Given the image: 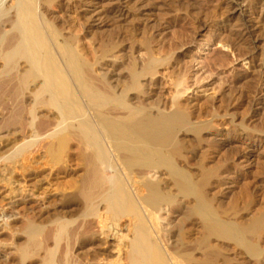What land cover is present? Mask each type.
Here are the masks:
<instances>
[{"label":"bare ground","instance_id":"1","mask_svg":"<svg viewBox=\"0 0 264 264\" xmlns=\"http://www.w3.org/2000/svg\"><path fill=\"white\" fill-rule=\"evenodd\" d=\"M136 2L79 0L92 8L89 26L104 29L99 48H88L50 19L62 0H0V192L11 238L0 264H215L201 250L219 246L264 255V210L244 223L222 218L228 211L221 217L205 192L215 171L190 165L185 141L212 127L192 109L217 115L208 100H186L180 47L160 39L168 27L150 25L141 39L124 27L131 10L149 14ZM255 8L258 17L227 30L252 52L264 37V0Z\"/></svg>","mask_w":264,"mask_h":264},{"label":"rangeland","instance_id":"2","mask_svg":"<svg viewBox=\"0 0 264 264\" xmlns=\"http://www.w3.org/2000/svg\"><path fill=\"white\" fill-rule=\"evenodd\" d=\"M136 1L133 7H142V10L149 11V14L140 20L138 16H134L137 11L131 10L134 14L124 27L130 28L139 39L147 36L149 32L152 33L150 25L159 23L165 28L168 27L160 39L163 45L168 46L173 43L180 49L183 47L177 51V55L181 56L180 61L184 68L182 76L186 77H184L186 85L192 87L191 92L186 94V100L198 106L204 105L203 102L208 100L209 108L212 107L210 110H213L211 113L214 114L215 111L217 115L215 118L217 120H212L211 116L207 117L208 120L207 118L203 120V117L199 118L197 114L200 112L198 110L200 107L195 108L199 112L192 109L195 121H209L212 127L206 131L207 134L202 139L185 141L187 151L189 149L190 165H193V168L200 165L209 166L215 171L213 178L205 187V192L208 198L215 202L214 206L221 217L228 211L222 218L232 221L235 219V222H248L264 210V45L262 43L264 37L258 39L257 46L261 49L252 52L245 47V44L243 46L233 42L227 30L239 26L246 17L259 16L260 10L254 9L255 0ZM230 6L236 8L238 12L229 14ZM89 10L92 11V8L80 4L79 0H62V8L52 9L53 12L50 11L49 16L50 19L59 21L64 26V33L77 34L88 48H99V43L102 41L100 33L102 35L104 29L100 32L89 26L90 21L87 20ZM148 23L151 24L148 26ZM218 29H223L225 32L218 36ZM222 36L224 39H221ZM164 37L168 40L166 41ZM98 72L103 73L101 70ZM165 73L162 72L165 79L163 75V80L161 79L162 85H167L164 99L171 101V97L174 96L170 86L173 78L172 74ZM210 100L213 101L212 104ZM2 151L6 152V149ZM68 178L66 180H69ZM58 182L61 181L57 180L55 184ZM41 184L43 189L51 190L47 180H43ZM54 189L51 192L52 196L58 193ZM4 191L3 189L0 192V246L11 243L10 235L3 227L9 218L3 214V204L8 202L7 198L5 199L7 193ZM185 228L190 232L188 223ZM263 236L260 244L264 248ZM219 247L214 249L213 254L204 247L201 254L205 259L215 261V264H264V255L261 260H253L237 247Z\"/></svg>","mask_w":264,"mask_h":264}]
</instances>
